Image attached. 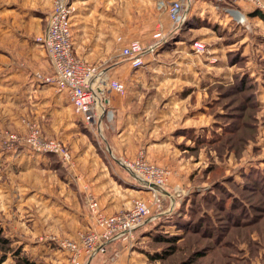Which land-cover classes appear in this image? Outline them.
I'll return each instance as SVG.
<instances>
[{"label":"crops","instance_id":"obj_1","mask_svg":"<svg viewBox=\"0 0 264 264\" xmlns=\"http://www.w3.org/2000/svg\"><path fill=\"white\" fill-rule=\"evenodd\" d=\"M68 1L74 9L71 16L74 55L102 67L112 77L123 81L126 93L119 95L112 90L100 92L102 109H112L114 113L112 145L107 147V154L101 153L88 140L80 153H75L77 165L67 168L59 161L57 163L52 160L56 157L55 154H36L25 145L19 146L16 151L0 149V212L4 213L11 205L9 209L12 211L25 202L29 204L27 208L33 205L32 212L24 211V215L21 212L24 217L17 216L15 224L21 232L29 229L44 230L43 223L50 226V230L66 234L77 229L93 228L94 220L90 218L85 205L87 195L95 198L98 208L108 214L129 208L135 198L150 203L152 195H156L157 186L147 184L123 166L120 156L133 157L137 148L143 146L149 160L166 165L163 161V157L167 156L166 147L179 146L177 142L183 135L178 133L179 129L198 130L210 123L209 118L201 113L203 110L200 107L189 111L188 116L197 113L196 115H200L198 119L202 120V116L206 119L196 123L187 121L190 117L186 118L184 98L179 96L178 86L179 83L186 82L185 72H188V79L192 80L193 69L188 66L187 58L183 55L188 53V46H183L187 39L183 35L175 38L177 35L173 34L175 31L171 29L167 14L157 21L162 23L167 34L159 41V55L169 57L153 62L159 67L161 74L164 72V79L156 83L140 78L139 68L131 67L129 61L119 53L122 42L137 36L136 21L133 19L131 23L130 11L127 16L125 12L122 13L120 0ZM128 1L124 0L122 7L131 8V2ZM227 3V0H192V9L185 15L183 22L195 24L197 20H216L221 23L224 20L227 23L223 16V6ZM135 4L133 3V7ZM51 6L52 0H0V113L2 115L3 110L8 112L9 105L23 104L32 93L31 103L34 108L30 111L31 117L40 123L44 135L53 134L49 127L57 129L55 122H52L51 111L66 113L71 118L74 116L83 121L74 111L66 92L37 80L32 74L36 68L51 71L46 50L34 40L36 35L44 33ZM244 7L247 9V5ZM249 14H254V10ZM132 16L135 17V8ZM156 25L155 23L153 30ZM118 37L122 38V42H118ZM146 41H150V38ZM175 41L181 43L175 44ZM25 54L29 65L17 66L15 63L19 58L25 57ZM171 56L175 57L174 60ZM153 63L148 67H154ZM145 72L148 75L153 73L149 69ZM149 88L152 89L151 92L146 91ZM154 92L161 98L153 95ZM38 104L42 105L40 110H36ZM41 120L48 123V126L41 124ZM67 128L69 129H64L65 132L81 134L79 127L69 125ZM16 129H21L20 122ZM30 171L36 175H26ZM44 172L52 174L46 175ZM14 199L18 200V206L13 202L9 204ZM9 213L7 210L5 214ZM13 214L17 215L18 211ZM5 218L7 217L2 218L6 222L4 227L8 232L12 231V221ZM23 219L32 226L22 222ZM41 221L42 225L36 224ZM134 256L120 264H134L131 263V260L137 259ZM121 258L123 261L124 254ZM5 261L11 262V259L0 264H6Z\"/></svg>","mask_w":264,"mask_h":264},{"label":"rangeland","instance_id":"obj_2","mask_svg":"<svg viewBox=\"0 0 264 264\" xmlns=\"http://www.w3.org/2000/svg\"><path fill=\"white\" fill-rule=\"evenodd\" d=\"M129 1L131 2V8L128 6L126 8L122 7L125 4L124 0L119 1V4L122 5L121 11L122 13L125 12L126 16L129 11L131 12V23L135 19L137 27L136 38L145 43L149 42L146 40L149 38L152 40V34L156 29L155 27L153 30L155 23L157 24V21L166 15V12L159 8V0ZM184 2H189V12L192 9V0H184ZM133 3H136L135 7H133ZM230 4H232L234 9L242 12L237 19L225 12L223 16L226 17L227 23H224V20L221 23H218L216 20L215 22L211 20L209 22L197 20L195 24L182 21L177 27L171 25V29L175 31L172 32L174 35H177L176 39L183 36L187 39V42L183 43V46L185 47V44L186 47L188 46V53L183 55L187 58L186 62L188 66H191L193 69V77H190L192 80L188 79V72H185L184 75L186 74V77L184 80L186 82L179 83L178 86L180 89L179 96L184 98L183 107L186 110V118L190 117L187 121H195L196 123L206 119L204 116H202V120L198 119L200 115H196L197 113L189 114L188 116L189 111L199 107L203 110L201 113H204L209 118L208 121L210 120L208 125L194 130L193 134H198L202 137V129L211 127L213 122L229 123L235 121L238 123L237 128L232 129V132L224 131L221 135L222 138L216 139L211 145L207 143H200L198 145L195 140L186 137L183 133V135L180 134L182 138L177 142L179 146L171 145V147H166L165 152L167 156L163 157L166 165L149 160L143 146L137 148L133 157L120 156L119 160L122 163L123 161L134 160L139 154H142L143 159L148 163L166 168L169 171L168 182L157 186L160 190L156 189V195H152L151 201L148 203L151 215L148 217L150 222L148 228L143 232H134L128 238H119L116 242L112 243V248H109L104 254L100 253H103L105 250L99 254V251L96 250L86 260L84 259L82 264H120L129 261L130 258L135 257L134 255L137 256V259L131 260V263L134 264H181L182 262L185 264H264V220L261 222V215L251 222L253 224L248 226H236L235 224L222 228L219 231L222 239L218 242L204 237L200 233H188L184 239L181 237L183 228L189 225L186 224V221L192 215H188L186 212L189 213V210H195L196 212H201L204 209L206 211L212 210L209 207V203L203 201L205 200L202 198L203 195H208L211 190L214 192L222 190L219 194L221 197H225V193L223 192L225 190L212 186L214 178H222L233 173V178L241 183L242 179H244L240 175L241 171L247 170L249 165H254L255 162L264 158V71L261 65H259L262 52L264 51V19H260L254 14L250 15L249 13L254 9H250L247 5V9H250L248 11L244 7L246 4L242 2H239L240 5ZM134 8L135 17L132 16ZM186 24L187 26H185ZM162 27L164 36H166V30L163 25ZM173 34L171 33L170 35ZM37 36L39 35H36L34 40L39 43L36 40ZM195 40L203 43L204 51L202 53H197L193 50L192 43ZM174 43L178 44L181 42L175 41ZM160 48L157 47L152 54H146L143 64L138 67V70L141 72L140 78L150 79L156 83L164 79L162 77L164 76V72L161 74L158 69L159 67L155 65L156 63H153L169 57L166 58L159 55L161 52L159 51ZM234 53H236L235 55H237L239 61L234 62L232 60L233 58L237 59ZM25 55V57L19 58L15 63L17 66L23 67L25 65L27 67L29 65L27 63V54ZM171 58L174 60L175 57L171 56ZM150 63H153L154 67H148V65H152ZM187 63L185 64L187 65ZM147 69L153 71V73L148 75L145 72ZM36 71L46 73L41 68H36L32 73L33 76ZM238 72L250 74L259 83L258 90H255L257 96L255 107H251L249 102L244 101L241 93L238 91L233 90L234 94L232 92V95L229 96L225 93L227 87L233 81V76ZM152 74L156 76L152 77ZM146 91L151 92L152 89L149 88ZM29 95L30 97L23 104L9 105L10 110L8 112L7 110H3L2 115L0 113V117H2V120L0 119L1 150H18L19 146L5 149L2 142L3 136L7 132L24 134L27 130V123L35 122L39 125L41 133L45 138L58 139L69 149L71 154L69 163H62L57 155V158L53 157L54 155L52 156V160L57 163L59 161L64 167L73 168L77 165L75 153H80L81 148L85 146L84 143L88 142V140L95 147H98L101 153L107 154V147L109 148L112 145L114 113L112 114V119L107 124H103L105 128L99 131L90 127L84 121L81 122V120L74 118V116L71 118L66 113L51 111L52 122H55L57 129L53 130L52 127H49L51 132L53 131V134L44 135L40 123L31 117L30 111H33L34 106L31 103V99L33 98L32 93ZM153 95H156L158 99L161 98L155 92ZM232 97L233 99H231ZM41 108L42 105L38 104L36 110H40ZM18 122L21 123L19 131L16 129ZM42 123H45V121L41 120ZM44 125L47 127L48 123ZM69 125L79 127L78 129H80L81 134H73L69 133V131L65 132L64 129H69L67 128ZM74 129L76 130L77 128ZM45 174H52V172ZM59 174L61 173L59 172ZM26 175L31 177L36 175V173L30 171L26 172ZM223 183L226 189L228 187L233 190L234 185L232 183L230 184L226 181ZM243 194L245 196L243 197L251 202V204L263 201V198L259 196L261 194L258 192L249 193L244 191L242 192ZM17 201L16 199L14 201L10 200L9 204L13 202V204L15 203L14 205L18 206L19 203H16ZM235 204H237L236 201ZM28 205L25 202L23 205L20 204L16 207L18 210L14 209L12 211L9 209L11 205L4 210V213L0 212V226L3 234L11 240L10 247L19 246L20 252L18 255H25L31 264H73L69 258V254L59 248L49 237H54V239H73L80 232L87 230L77 229L70 234L57 233L55 230H50L52 228L45 226V223H43L44 230L34 231L29 229L21 232L16 228L18 226L15 224V221L17 216L24 215V211L25 213L33 211V205L27 208ZM85 205L90 218L93 220L89 207H87L86 203ZM7 210L10 211V215H6ZM14 211H18V214L14 215ZM251 212L255 213L256 210L252 209ZM2 215L12 221V231L8 232V229L4 227L3 224L6 222L3 221ZM7 218L5 219L7 220ZM22 222L28 224L24 219ZM36 224L42 225V221L36 222ZM28 225L32 226L30 223ZM171 235H179V238L171 241ZM182 242L185 243L184 246H178L182 245ZM193 249L198 250L196 255L192 253ZM1 253L0 251V255ZM122 254H124L123 261H121ZM12 256L8 250L5 258L0 263L6 259H11V262L5 261V263L15 264ZM118 259H120V262Z\"/></svg>","mask_w":264,"mask_h":264},{"label":"built area","instance_id":"obj_3","mask_svg":"<svg viewBox=\"0 0 264 264\" xmlns=\"http://www.w3.org/2000/svg\"><path fill=\"white\" fill-rule=\"evenodd\" d=\"M212 1L223 2L224 0ZM227 1L223 10L235 19L242 12L234 9L230 3L242 2L254 10L264 11V0ZM189 2L159 0L158 6L166 12L171 25L177 27L188 13ZM73 10L68 0H52L46 29L43 34L36 37L47 52L51 71L46 73L36 71L34 77L66 92L74 111L90 127L100 131L105 128L103 124H107L112 119L113 114L112 109H102L100 92L112 90L119 95H124L126 86L123 81L112 77L102 67L74 55L71 31ZM162 30V24L157 23L152 40L146 43L138 38L122 42V38L118 37V42H122L119 49L120 55L129 61L131 67H140L146 54H152L157 49L159 41L164 38ZM192 48L197 53L204 51L203 43L197 40L193 41ZM2 142L5 149L25 145L36 153L55 154L62 163L70 162L71 154L66 145L58 139L45 138L35 122L27 123V130L24 134L7 132ZM142 156L139 154L134 160L123 161L122 164L147 184L156 186L166 184L169 171L148 163ZM85 199L93 216L94 227L80 232L73 239L49 237L59 248L69 254L73 264H82L83 260L90 257L96 250L103 252L105 245L111 240L132 236L134 229L150 215L147 201L141 198H135L129 208L109 214L98 208L97 201L93 197L87 195Z\"/></svg>","mask_w":264,"mask_h":264},{"label":"trees","instance_id":"obj_4","mask_svg":"<svg viewBox=\"0 0 264 264\" xmlns=\"http://www.w3.org/2000/svg\"><path fill=\"white\" fill-rule=\"evenodd\" d=\"M254 14H257L260 18L264 19V11L255 10ZM234 56L237 57V55ZM234 62L239 61L238 57L237 59H232ZM242 60V59H240ZM263 71H264V51L262 52V57L260 60V64ZM264 76V72H263ZM257 79L252 77L248 73H236L233 76V81L230 83L229 87H227L226 94L232 95L233 90L238 91L241 93L242 99L246 102L250 103L251 107H255L257 104V96L255 90H258V81ZM234 94V92H233ZM233 99V97L231 98ZM238 123L233 121L229 123H218L213 122L211 127L202 129V137H200L198 134H193V131L195 129L193 128H184L179 129L178 133L181 132L185 134L186 137L191 138L195 140V142L199 145L200 143H207L210 144L212 142H215L216 139L222 138L221 135L224 131L232 132V129L237 128ZM234 132V131H233ZM215 149V147H213ZM192 149V148H191ZM244 179H242L241 183L233 178V173H230L229 175L223 176L222 178L217 177L214 178V181L212 183L213 187H220L222 188L225 194V197L220 196V191H209L208 195H203L202 198H204L206 203H209V207L212 208L210 211H206V209L200 211H191L186 214H192L190 217H188L186 225L182 230V239L185 238V236L188 233L191 234H197L200 233L204 237H208L215 242H218L220 239H222V235L219 233V231L222 228L230 227L231 225L236 226H248L250 224H253L255 219H257L261 215V222L264 220V158L260 161L255 162L253 165H249L247 170H242L240 174ZM224 181L232 183L233 190L223 185ZM232 181V182H231ZM218 189V188H217ZM249 192V193H255L258 192L261 195L263 201H257L254 204H251L248 200H246L244 197V194L242 195V192ZM244 196V197H243ZM235 201L237 204H235ZM195 207V206H194ZM252 209H255L256 212H251ZM200 212V213H199ZM221 213V214H218ZM151 216V215H149ZM148 216V217H149ZM148 217L144 219V221L139 224L135 229L134 232H143L148 226H150V222ZM243 218V219H242ZM241 221H240V220ZM239 221V222H238ZM242 234V233H240ZM180 237V239H181ZM175 238H179V235H171L170 240L173 241ZM116 240H111L107 242L105 245V251L103 253L98 252V254H104L106 251H108L109 248H112V243L116 242ZM11 240L3 234V230L0 226V251L2 252L0 255V261L3 260L6 256V252L9 250L11 254L13 255V259L15 260V264H31L30 260L24 255L19 256V246L16 247H10ZM258 242V241H254ZM184 242H182V245L178 246H184ZM196 252H198L197 249H193V254L196 255ZM97 257V256H96ZM196 258V257H195ZM181 264H185L182 262Z\"/></svg>","mask_w":264,"mask_h":264}]
</instances>
